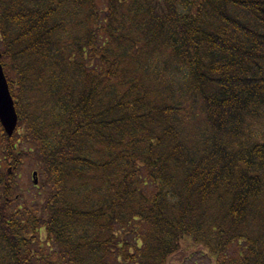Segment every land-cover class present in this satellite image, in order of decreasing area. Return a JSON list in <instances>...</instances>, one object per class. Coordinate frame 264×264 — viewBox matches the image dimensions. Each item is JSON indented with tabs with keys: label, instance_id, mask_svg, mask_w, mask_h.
<instances>
[{
	"label": "trees",
	"instance_id": "obj_1",
	"mask_svg": "<svg viewBox=\"0 0 264 264\" xmlns=\"http://www.w3.org/2000/svg\"><path fill=\"white\" fill-rule=\"evenodd\" d=\"M0 36V264H264V0H0Z\"/></svg>",
	"mask_w": 264,
	"mask_h": 264
},
{
	"label": "rangeland",
	"instance_id": "obj_2",
	"mask_svg": "<svg viewBox=\"0 0 264 264\" xmlns=\"http://www.w3.org/2000/svg\"><path fill=\"white\" fill-rule=\"evenodd\" d=\"M2 37L0 36V42ZM0 51L3 52L1 45ZM264 132V130H262ZM264 137V135H262ZM22 168V180L26 187L34 184L35 186L39 184L38 176L34 179L33 174L36 172L34 163L28 160L23 161ZM35 182V183H34ZM169 264H217L213 260L212 255L209 253L208 249L202 245H196L191 243H186L182 245V250L180 253L176 254L170 261Z\"/></svg>",
	"mask_w": 264,
	"mask_h": 264
},
{
	"label": "water",
	"instance_id": "obj_3",
	"mask_svg": "<svg viewBox=\"0 0 264 264\" xmlns=\"http://www.w3.org/2000/svg\"><path fill=\"white\" fill-rule=\"evenodd\" d=\"M2 54L0 51V60ZM0 123L5 133L11 137L14 135L19 124V116L16 110L15 101L10 91L9 83L0 62ZM37 176V173L34 174Z\"/></svg>",
	"mask_w": 264,
	"mask_h": 264
}]
</instances>
